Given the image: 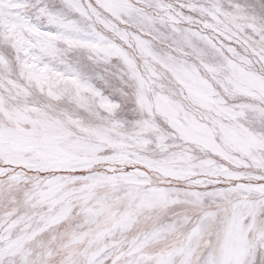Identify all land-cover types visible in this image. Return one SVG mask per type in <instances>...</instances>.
Returning <instances> with one entry per match:
<instances>
[{
	"label": "snow or ice",
	"instance_id": "6c2138e0",
	"mask_svg": "<svg viewBox=\"0 0 264 264\" xmlns=\"http://www.w3.org/2000/svg\"><path fill=\"white\" fill-rule=\"evenodd\" d=\"M0 264H264V0H0Z\"/></svg>",
	"mask_w": 264,
	"mask_h": 264
}]
</instances>
